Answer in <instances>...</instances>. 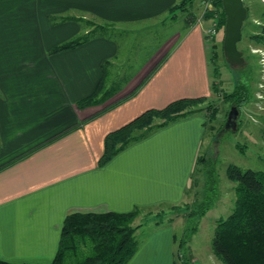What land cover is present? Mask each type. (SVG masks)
Returning a JSON list of instances; mask_svg holds the SVG:
<instances>
[{"label": "crops", "instance_id": "0c3cea01", "mask_svg": "<svg viewBox=\"0 0 264 264\" xmlns=\"http://www.w3.org/2000/svg\"><path fill=\"white\" fill-rule=\"evenodd\" d=\"M180 1L0 0L1 262L50 264L62 223L73 213L142 209L138 218H145L147 209L166 199L188 204L187 189H192L202 143L201 122L178 119L151 131L150 139L128 145L105 165L100 166L99 159L106 135L147 110L212 95L210 47L205 40L210 21L205 19L202 26L195 21L202 14L200 0L189 8L194 19L184 11L186 21L177 24L183 34H173L144 73L132 77L102 106L79 109L77 104L101 80L104 83L106 66L118 53L116 42L100 36L73 50L51 53L89 30L74 19H89L95 25L100 20L110 28L148 20L165 26L178 18ZM177 127L186 138L176 152L173 141L167 140L174 138ZM162 144L166 145L161 148ZM163 176L166 184L157 186L156 179ZM143 247L127 264H158L156 250ZM172 253L165 256L169 264L174 263Z\"/></svg>", "mask_w": 264, "mask_h": 264}, {"label": "rangeland", "instance_id": "374dc122", "mask_svg": "<svg viewBox=\"0 0 264 264\" xmlns=\"http://www.w3.org/2000/svg\"><path fill=\"white\" fill-rule=\"evenodd\" d=\"M243 2L248 10V19L246 18L243 24L241 41L237 44V49L243 53L246 64L233 68L225 61L222 51L224 29L218 31V35L210 44L207 43L211 49L210 58L213 59L216 54L213 63L218 68L219 75L216 76V81H221L222 91L231 93L238 82L239 85H244V101L239 107L237 130L226 128L233 105L222 101L220 95L212 94L207 102L198 107L208 109L180 118V120L193 118L199 124L201 122L199 129L202 143L198 145L199 158L194 171L192 172L191 167L189 169V176L192 172L193 184L192 189H187L186 206L192 205L190 212L199 213L203 209L207 210L200 217L187 218L184 212L185 205L170 204L177 201L172 197L174 201L166 199L156 203V206L147 209L152 213L151 216L148 214L145 218L137 217L134 222L135 226L139 225L135 235L139 251L144 245L143 249L152 246L158 255L156 258L158 264H169L168 259H165L167 252H173L170 257L173 264L184 262L189 264L187 261L192 264H222L213 256L211 240L218 221L227 219L234 208L235 191L232 188L235 186L227 179V169L229 166H237L245 170L264 171V51L249 39L250 34H259L264 25L261 19V3H264V0ZM183 12L176 13L178 18L174 21L168 20L165 26H160L157 20H148L141 24L108 27L107 36L118 45V53L115 58L110 59L111 65L106 66L108 71L106 70L107 74L104 76L105 89H110L109 86L113 84L111 88L118 90L128 84L127 81L135 75H140L142 71L144 73V67L160 48L165 47L168 39L178 31L183 34L181 25L180 29H177L178 23H184L187 13ZM97 23L103 26L110 25L100 20H97ZM80 26L82 29L88 28L84 21L80 22ZM76 35L77 38L83 33ZM151 131H136L134 135L139 140L137 139L134 144L150 139ZM172 136L174 138L167 141L169 143L173 141L177 152L181 147V141L186 138V132L177 127ZM165 145L162 144L161 148ZM167 157L168 155L164 159L167 160ZM164 178L165 176L156 179V185L166 184ZM149 180L154 181L151 176ZM170 237H173L174 241H170Z\"/></svg>", "mask_w": 264, "mask_h": 264}, {"label": "trees", "instance_id": "16d2710c", "mask_svg": "<svg viewBox=\"0 0 264 264\" xmlns=\"http://www.w3.org/2000/svg\"><path fill=\"white\" fill-rule=\"evenodd\" d=\"M196 1L181 0L176 5V9L187 12L189 18L192 19L193 13L188 12V9ZM202 1L200 0L201 8ZM261 5V19L264 23V3ZM244 6L246 7L245 3ZM206 14L208 15H205L204 19H210L214 14L218 15L216 29L217 31L224 29L225 15L221 0L215 1L213 10ZM74 20L84 21L89 30L77 38L58 45L51 53L58 54L73 50L95 37L107 36L106 31L109 26L95 25L93 22L82 19ZM260 30L259 34H250L249 39L264 51V25ZM212 52L215 53L213 50ZM215 57L216 54L212 58ZM213 59L210 58L211 93L214 96L220 95L222 101L232 104V108H235L239 114V107L243 105L244 101V85L241 83L239 85L238 82L231 93L223 92L221 81H216L219 72ZM105 65L106 63L102 65L103 70ZM116 92L112 88L105 89L103 80H101L98 87L88 97L81 100L77 107L85 109L101 105ZM207 101V97L180 99L163 109L147 110L128 124L106 135L99 165H105L128 145L136 142L138 139L134 135L136 131L158 129L180 118L208 109V107L198 108ZM108 108L111 109V107ZM226 174L227 179L235 186L234 208L227 219L218 221L211 240L213 256L222 264H264V171L229 166ZM191 206L185 205L184 212L187 214V218L200 217L207 210L203 209L199 213L190 212ZM148 214L151 216L152 213ZM139 215L140 211L138 210L128 213L90 212L68 215L62 223L58 250L50 264H127L138 250L135 235L139 225L135 226L134 222ZM187 263L192 264L190 261ZM0 264L8 263L0 261ZM184 264L186 263L184 262Z\"/></svg>", "mask_w": 264, "mask_h": 264}, {"label": "water", "instance_id": "95a60500", "mask_svg": "<svg viewBox=\"0 0 264 264\" xmlns=\"http://www.w3.org/2000/svg\"><path fill=\"white\" fill-rule=\"evenodd\" d=\"M225 15L222 49L225 61L233 68L246 64L243 53L238 51L237 44L241 41L243 24L247 18V9L243 0H221ZM237 110L232 108L227 119L226 128L235 129Z\"/></svg>", "mask_w": 264, "mask_h": 264}, {"label": "built area", "instance_id": "2783aa9c", "mask_svg": "<svg viewBox=\"0 0 264 264\" xmlns=\"http://www.w3.org/2000/svg\"><path fill=\"white\" fill-rule=\"evenodd\" d=\"M217 0H203L202 1V14L196 19V24L199 26L204 25L205 22V15L208 11L213 10V3ZM210 26L205 31V40L207 43L210 44L213 38L217 35L218 31L216 29V25L218 23V15L214 14L213 17L209 19Z\"/></svg>", "mask_w": 264, "mask_h": 264}]
</instances>
